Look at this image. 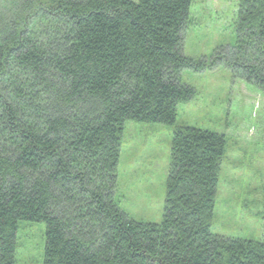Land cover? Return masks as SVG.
<instances>
[{"label":"trees","instance_id":"obj_1","mask_svg":"<svg viewBox=\"0 0 264 264\" xmlns=\"http://www.w3.org/2000/svg\"><path fill=\"white\" fill-rule=\"evenodd\" d=\"M193 0H0V264L18 223H44L43 264H264L215 235L222 134L174 128L160 223L117 204L128 121L174 126L181 71L225 64L264 93V0H239L236 43L183 54Z\"/></svg>","mask_w":264,"mask_h":264},{"label":"rangeland","instance_id":"obj_2","mask_svg":"<svg viewBox=\"0 0 264 264\" xmlns=\"http://www.w3.org/2000/svg\"><path fill=\"white\" fill-rule=\"evenodd\" d=\"M138 2V0H131ZM239 0H193L183 30V54L210 62L236 43ZM194 98L177 106L174 126L128 121L119 154L115 200L133 220L160 223L164 213L174 128L193 127L225 139L211 232L264 243V93L219 64L181 71ZM44 223L20 221L16 264H43Z\"/></svg>","mask_w":264,"mask_h":264}]
</instances>
